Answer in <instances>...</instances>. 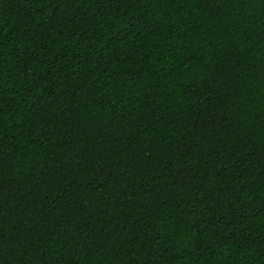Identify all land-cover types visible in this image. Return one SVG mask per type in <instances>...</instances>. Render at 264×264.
I'll return each mask as SVG.
<instances>
[{"label":"trees","instance_id":"16d2710c","mask_svg":"<svg viewBox=\"0 0 264 264\" xmlns=\"http://www.w3.org/2000/svg\"><path fill=\"white\" fill-rule=\"evenodd\" d=\"M0 264H264V0H0Z\"/></svg>","mask_w":264,"mask_h":264}]
</instances>
